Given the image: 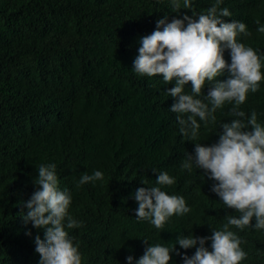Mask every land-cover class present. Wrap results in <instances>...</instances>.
<instances>
[{
    "label": "trees",
    "instance_id": "obj_1",
    "mask_svg": "<svg viewBox=\"0 0 264 264\" xmlns=\"http://www.w3.org/2000/svg\"><path fill=\"white\" fill-rule=\"evenodd\" d=\"M224 1L253 31L264 25V0ZM214 2L192 0L185 9L179 0L174 10L172 0H0V264H39L34 240L43 239V230L25 225L20 213L26 215L23 203L38 187L33 181L41 164L56 165L59 187L71 195L69 215L83 222L66 229L82 264H128L129 255L135 264L148 246L136 253L143 239L176 243L172 222L162 233L142 231L134 199L140 187L183 196L191 211L174 222L187 229L205 233L228 214L210 190L216 182L201 169L182 170L181 163L186 152L194 155V143L218 141L220 122L234 118L228 115L232 105L216 111V124L198 120V137L190 140L170 114L174 100L162 76H139L132 69L139 39L152 33L158 19L200 14ZM248 32L244 42L264 53L262 34ZM240 109L255 111L264 125V81ZM152 169L176 182L157 185ZM97 170L103 180L79 185L82 174ZM116 212L119 229L100 224ZM137 231L145 237L135 238ZM257 235L251 244L241 239L252 258L264 256V236ZM171 257L169 264H183Z\"/></svg>",
    "mask_w": 264,
    "mask_h": 264
},
{
    "label": "clouds",
    "instance_id": "obj_2",
    "mask_svg": "<svg viewBox=\"0 0 264 264\" xmlns=\"http://www.w3.org/2000/svg\"><path fill=\"white\" fill-rule=\"evenodd\" d=\"M172 5L174 10L180 9L179 0H172ZM183 7L192 8V0H183ZM249 28L254 37L257 32L264 38V25L253 31L224 0H215L200 14L173 17L170 22L165 15L156 21L151 34L138 41L132 69L139 76H162L166 94L174 100L170 114L182 136L196 140L201 126L198 120L216 124L215 113L225 104L232 105L228 115L234 118L220 122L217 142L209 146L194 143V155L186 152L181 163L182 170L201 169L203 176L216 182L210 190L218 196L214 200L219 208L228 209V214L215 218L210 223L213 228L205 233L199 227L187 229L181 221L174 222L191 211L183 196L169 195L158 186L136 189L135 216L142 231L162 233L172 222L178 237L167 247L143 239L136 253L144 243L148 246L135 264H169L171 254L175 262L182 258L183 264H243L246 258L255 264L264 262L263 255L252 258L241 248V239L251 244L250 238L264 236V125L255 111L246 115L240 109L264 81V53L244 42L251 35ZM37 172L33 183L38 187L23 203L26 215L23 211L20 215L25 225L31 222L33 228L43 230V239L37 235L34 240L39 264H82L79 247L66 230L83 227L82 221L69 215L71 195L59 187L54 163L39 165ZM152 172L158 173L156 169ZM103 178L98 170L92 175L84 173L79 185ZM155 180L159 186L176 182L167 172H159ZM129 213L133 216L134 211ZM100 224L119 229L122 221L116 212ZM142 231L134 237H145ZM190 248H195L192 255ZM126 260L132 264L133 257Z\"/></svg>",
    "mask_w": 264,
    "mask_h": 264
}]
</instances>
